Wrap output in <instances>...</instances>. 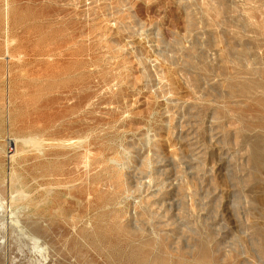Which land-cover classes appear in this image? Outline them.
Wrapping results in <instances>:
<instances>
[{
  "label": "rangeland",
  "instance_id": "374dc122",
  "mask_svg": "<svg viewBox=\"0 0 264 264\" xmlns=\"http://www.w3.org/2000/svg\"><path fill=\"white\" fill-rule=\"evenodd\" d=\"M0 187L49 264H264V0H0Z\"/></svg>",
  "mask_w": 264,
  "mask_h": 264
},
{
  "label": "bare ground",
  "instance_id": "6f19581e",
  "mask_svg": "<svg viewBox=\"0 0 264 264\" xmlns=\"http://www.w3.org/2000/svg\"><path fill=\"white\" fill-rule=\"evenodd\" d=\"M3 1V0H2ZM7 2V1H6ZM4 8V7H3ZM6 9V8H5ZM3 10V9H2ZM6 11V10H5ZM4 12V11H3ZM7 14H9L8 12H7ZM5 16H6V14H5ZM7 17H9V16H7ZM10 18V17H9ZM5 19V18H4ZM7 22V21H6ZM8 24H10L9 22H8ZM8 27V26H7ZM10 37H12V36H10ZM14 37V36H13ZM9 38V37H8ZM18 40V39H17ZM15 41H16V39H15ZM16 42H18V41H16ZM12 44V43H11ZM9 48V47H8ZM51 51V50H50ZM26 53V52H25ZM50 53V52H49ZM28 54V53H27ZM9 55V54H8ZM43 55V54H42ZM45 55H47V54H45ZM20 56H21V54H20ZM40 56V55H39ZM15 57V56H14ZM23 57V56H22ZM43 58H44V56H43ZM51 58V57H50ZM16 58H14V60H15ZM9 61V60H8ZM11 61V60H10ZM21 62V61H20ZM19 63V62H18ZM9 89V88H8ZM7 90V89H6ZM8 92V91H7ZM10 92V91H9ZM79 92V91H78ZM7 94V93H6ZM51 95V94H50ZM7 97H8V95H7ZM14 97V96H13ZM67 97V96H66ZM16 98V97H15ZM12 99V98H11ZM17 100V99H16ZM31 100V99H30ZM89 101V100H88ZM8 102H9V100H8ZM41 102V101H40ZM17 103V102H16ZM33 104H37V101H36V103H33ZM81 104H82V102H81ZM69 105H70V103H69ZM9 106V105H8ZM7 106V107H8ZM36 106V105H35ZM62 106H67V105H62ZM88 106V105H87ZM67 108V107H66ZM51 109V108H50ZM73 109V108H72ZM74 109H75V107H74ZM31 110V109H30ZM76 110V109H75ZM79 110V109H78ZM50 111V110H49ZM69 111H71V110H69ZM9 112V111H8ZM75 112V111H74ZM73 112V113H74ZM10 113V112H9ZM79 114V113H78ZM9 118V117H8ZM9 121V120H8ZM7 121V122H8ZM46 121V120H45ZM79 122V121H78ZM60 123V122H59ZM47 124V123H46ZM49 125V124H48ZM52 125V124H51ZM41 127V126H40ZM41 130V129H40ZM46 135V134H45ZM20 139V138H19ZM21 140V139H20ZM17 143H18V140H16V138H15V144L17 145ZM22 144H23V146L25 147V148H33V149H35L39 154H41V155H43V153H44V151H45V144H44V141L39 137V136H30V137H28V138H24L23 140H22ZM69 144V143H68ZM72 144V143H71ZM66 145V144H65ZM68 147V146H67ZM71 147V146H70ZM69 149V148H68ZM4 150V149H3ZM255 150V149H254ZM46 154V153H45ZM5 156H6V154H5ZM20 155H19V151L18 150H16L15 151V153H13V152H9V154L6 156L7 157V159L10 161V162H12L13 164L15 163V161H16V159L19 157ZM46 157H47V154H46ZM45 157V158H46ZM61 158H62V156H61ZM65 158V157H64ZM67 158V157H66ZM41 159V158H40ZM59 159V158H58ZM87 159V158H86ZM44 159H42V161H43ZM50 160V159H49ZM52 160V159H51ZM61 160V159H60ZM59 162V161H58ZM87 162V161H86ZM96 162V161H95ZM94 162V163H95ZM48 163V162H47ZM50 163H52V162H50ZM93 163V164H94ZM8 164V163H7ZM62 163H60V165H61ZM10 165V164H9ZM45 165H46V163H45ZM52 165V164H51ZM55 165V164H54ZM57 165V164H56ZM91 166H92V164H91ZM119 166H120V164H119ZM93 167V166H92ZM124 167V166H123ZM16 168V167H15ZM51 168V167H50ZM56 168V167H55ZM60 169V168H59ZM53 170H54V168H53ZM56 170V169H55ZM65 170V169H64ZM57 171V170H56ZM49 172H50V170H49ZM54 173V172H53ZM61 173V172H60ZM19 175V174H18ZM2 179H4V178H2ZM5 179H7V178H5ZM17 178L15 177V174L13 173V175H12V178H11V180L9 181L10 183H15L16 184V181L18 180H16ZM5 181V180H4ZM3 181V182H4ZM7 182H8V179H7ZM8 182V183H9ZM5 184H6V181H5ZM4 184V185H5ZM15 184H13V185H15ZM8 185V184H7ZM6 186V185H5ZM8 187H10V185H8ZM2 187H0V189H1ZM6 188H7V186H6ZM14 188V187H13ZM3 190H5V192L7 191L6 189H3ZM3 190H1V191H3ZM9 191V190H8ZM108 192V191H107ZM6 194V193H5ZM7 195H9L8 193H7ZM11 195V194H10ZM9 195V196H10ZM13 195V194H12ZM11 195V197L8 199V197L6 198V197H4V195L0 192V212L2 213V214H4V216L6 215V217H7V219L6 220H10V222H7L8 224H4L3 225V229H4V234H5V237H3V238H6V235L8 234V231L10 230V229H13V230H17L16 232L18 233H20V235L23 237V239L24 240H26L27 242H28V244H29V247H27L28 248V250H29V252H31V254H32V256H33V260H30V262H32V264H49L50 263V261H51V257H50V249H48V247H47V245H46V243L44 242V240H43V236H40L39 234H38V232H37V230H36V232L34 231V228L32 229L33 231H31V232H29L26 228L27 227H29V226H27V225H25V226H27V227H25L24 226V222H23V220L24 219H26V220H28L27 222H29V220H31V219H33L32 218V215H31V208H32V206L33 207H36V205H35V201L33 200H31V197H29V195L27 194V192H26V190H25V188H21V189H19L18 191H17V194H16V196H12ZM49 195V194H48ZM119 195V194H118ZM6 196V195H5ZM31 196V195H30ZM117 196V195H116ZM32 197H34V196H32ZM50 197V196H49ZM51 199V198H50ZM53 199V198H52ZM41 202V201H40ZM44 202V201H43ZM51 203V202H50ZM37 204V203H36ZM41 204H42V202H41ZM40 204V205H41ZM121 205H123V204H121ZM37 206H39V205H37ZM51 206V205H50ZM50 206H48V207H50ZM41 207V206H40ZM59 207V206H58ZM36 208H38V207H36ZM61 208H63V207H61ZM113 208L115 209V207H114V205H113ZM112 208V209H113ZM125 208V207H124ZM123 208V209H124ZM35 209V208H34ZM106 209V208H105ZM96 210V209H95ZM109 210V209H108ZM107 210V211H108ZM117 210V209H116ZM38 211V210H37ZM37 211H34V212H37ZM58 211V210H57ZM58 212H60V211H58ZM117 212V211H116ZM119 212V211H118ZM94 213H95V211H94ZM107 213V212H106ZM49 214V213H48ZM92 214V213H91ZM112 214V213H111ZM114 214V213H113ZM65 215V214H64ZM69 215V214H68ZM98 215V214H97ZM123 215V214H122ZM57 216V215H56ZM55 216V217H56ZM121 216V215H120ZM124 216V215H123ZM60 217V216H59ZM90 217H91V215H90ZM99 217V216H98ZM111 217H114V216H111ZM62 218V217H61ZM68 218V217H67ZM94 218V217H93ZM106 218V217H105ZM134 218V217H133ZM35 219V218H34ZM89 219V218H88ZM103 219V218H102ZM113 219V218H112ZM117 219H118V217H117ZM135 219V218H134ZM133 219V220H134ZM65 220V219H64ZM85 220V219H84ZM90 220V219H89ZM92 220V219H91ZM98 220V219H97ZM96 220V221H97ZM108 220V219H107ZM65 222V221H64ZM68 222H69V220H68ZM88 222V221H87ZM111 222V221H110ZM54 223V222H53ZM66 223V222H65ZM109 223V222H108ZM25 224H26V222H25ZM28 224V223H27ZM30 224H31V226L32 225H34L35 227H36V229L37 228H40V223H38V222H33V220L32 221H30ZM30 224H28V225H30ZM67 224V223H66ZM84 224V223H83ZM107 224V223H106ZM134 224V223H133ZM99 225V224H98ZM136 225V224H135ZM46 225H44L43 227H45ZM82 226L83 225H81L80 227L82 228ZM92 225L90 224V222H89V225H88V228H92L91 227ZM2 227V226H1ZM33 227V226H32ZM68 227H69V225H68ZM100 227V226H99ZM104 227V226H103ZM108 227V226H107ZM115 227V226H114ZM62 228V227H61ZM124 228V227H123ZM132 228V227H131ZM138 228V227H137ZM68 229H70V227L68 228ZM72 229V228H71ZM97 229V228H96ZM102 229V228H101ZM104 229V228H103ZM118 229H119V227H118ZM12 230V231H13ZM73 230V229H72ZM79 230V229H78ZM93 230V229H92ZM99 230V229H98ZM115 230H117V228H115ZM121 230H122V226H121ZM108 231V230H107ZM133 231V230H132ZM144 231V230H143ZM11 232V231H10ZM14 232V231H13ZM69 232V231H68ZM117 232V231H116ZM115 232V233H116ZM119 232H121V231H119ZM123 232V231H122ZM12 233V232H11ZM63 233V232H62ZM99 233V232H98ZM110 233V232H109ZM152 233H154V231L152 232ZM14 234V233H13ZM71 234V233H70ZM81 233H79L78 235H80ZM116 234H118V232L116 233ZM123 234H125V233H123ZM135 234V233H134ZM19 235V236H20ZM107 235V234H106ZM120 235V237H121V233L119 234ZM119 235H117V237L119 236ZM160 235V234H159ZM68 236V235H67ZM71 236V235H70ZM69 236V237H70ZM113 236H114V234H113ZM124 236V235H123ZM156 236V235H155ZM62 237V236H61ZM74 237V236H73ZM88 237V236H87ZM126 237V236H125ZM129 237V236H128ZM1 238V237H0ZM8 238V237H7ZM53 238V237H52ZM114 238V237H113ZM116 238V237H115ZM114 238V239H115ZM138 238V237H137ZM144 239H146L145 237H143ZM50 239V238H49ZM60 239V238H59ZM117 239H119V238H117ZM122 240L124 239V238H121ZM143 239V240H144ZM152 239H154V238H152ZM157 239H159V238H157ZM74 240V239H73ZM90 240H91V238H90ZM103 240V239H102ZM113 240V239H112ZM116 240V239H115ZM156 240V239H155ZM65 241V240H64ZM75 242H76V240H74ZM78 241V240H77ZM93 241V240H92ZM111 241V240H110ZM117 241V240H116ZM125 241H127V240H125ZM138 241V240H137ZM137 241H134V242H137ZM4 242V241H3ZM47 242V241H46ZM67 242H68V240H67ZM85 242V241H84ZM128 242V241H127ZM133 242V241H132ZM139 242V241H138ZM64 243V242H63ZM126 243V242H125ZM148 243V242H147ZM49 244V243H48ZM66 244V243H65ZM76 244V243H75ZM78 244V243H77ZM86 244V243H85ZM90 244V243H89ZM133 244V243H132ZM144 244H146V243H144ZM160 244V243H159ZM25 245V244H24ZM23 245V246H24ZM27 245V244H26ZM62 245V244H61ZM67 245V244H66ZM116 245H118L117 243H116ZM116 245H114V247L116 246ZM128 245V244H127ZM139 245H140V243H139ZM8 246V245H7ZM14 246H17V245H14ZM13 246V247H14ZM65 246V245H64ZM63 246V247H64ZM69 246V245H68ZM76 246V245H75ZM106 246V245H105ZM104 246V247H105ZM113 246V245H112ZM120 246V245H119ZM124 246V245H123ZM135 246V245H134ZM145 246V245H144ZM161 246V245H160ZM163 246V245H162ZM12 247V248H13ZM70 247V246H69ZM81 247V246H80ZM107 247V246H106ZM139 247V246H138ZM5 248V247H4ZM12 248H9L10 250L12 249ZM74 248V247H73ZM82 248H83V246H82ZM86 248V247H85ZM88 248V247H87ZM111 248V247H110ZM134 248V247H133ZM157 248H159V247H157ZM160 248H162V247H160ZM159 248V249H160ZM26 249V248H25ZM107 249V248H106ZM106 249H104V250H106ZM109 249V248H108ZM124 249H126V248H124ZM142 249V248H141ZM140 249V251H142ZM17 250V249H16ZM27 250V249H26ZM27 250V251H28ZM114 250V249H113ZM145 250V249H144ZM161 250V249H160ZM164 250V249H163ZM7 251V250H6ZM22 251V250H21ZM52 251V250H51ZM76 251H78V249L76 250ZM93 251V250H92ZM91 251V252H92ZM124 251V250H123ZM131 251V250H130ZM139 251V250H138ZM15 252V251H14ZM26 252V251H25ZM53 252V251H52ZM88 252V251H87ZM90 252V251H89ZM137 252V251H136ZM156 252V251H155ZM160 252V251H159ZM13 253V252H12ZM11 253V254H12ZM62 253V252H61ZM63 253H65V252H63ZM106 253V252H105ZM125 253V252H124ZM150 253V252H149ZM1 254V253H0ZM3 254V253H2ZM69 254V253H68ZM78 254V253H77ZM88 255H89V253H87ZM91 254V253H90ZM154 254V253H153ZM159 254V253H158ZM8 255V254H7ZM16 255V254H15ZM14 255V256H15ZM51 255H53V254H51ZM74 255V254H73ZM72 255V256H73ZM83 255V254H82ZM102 255V254H101ZM134 255H136V254H134ZM140 255H142V254H140ZM157 255V254H156ZM9 256V255H8ZM7 256V257H8ZM11 256V255H10ZM13 256V255H12ZM17 256V255H16ZM23 256V255H22ZM25 256V255H24ZM69 256V255H68ZM84 256H85V254H84ZM95 256V255H94ZM97 256V255H96ZM110 256V255H109ZM161 257H162V255H160ZM0 257H1V255H0ZM17 257H19V255L17 256ZM21 257V256H20ZM26 257V256H25ZM28 257V256H27ZM77 257V256H76ZM80 257H81V255H80ZM87 257V256H86ZM107 257V256H106ZM136 257V256H135ZM138 257V256H137ZM144 257V256H143ZM157 257V256H156ZM165 257V256H164ZM204 257V256H203ZM11 258V257H10ZM89 258V257H88ZM126 258V257H125ZM142 258V257H141ZM154 258V257H153ZM158 258V257H157ZM3 259V258H2ZM7 259V258H6ZM12 259V258H11ZM10 259V260H11ZM17 259V258H16ZM22 259H23V257H22ZM28 260H29V257L27 258ZM32 259V258H31ZM53 259V258H52ZM175 259V258H174ZM4 260H5V258H4ZM60 260H61V258H60ZM75 260V259H74ZM87 260V259H86ZM108 260V259H107ZM129 260V259H128ZM132 260H133V258H132ZM139 260V259H138ZM138 260H137V263H138ZM148 260V259H147ZM146 260V261H147ZM150 260H152V259H150ZM160 260H161V258H160ZM171 260V259H170ZM183 260V259H182ZM198 260L200 261V264H201V260H200V258H198ZM205 261H206V259H204ZM7 261V260H6ZM6 261H4L5 263H6ZM89 261V260H88ZM105 261V260H104ZM135 261H136V259H135ZM146 261H144V262H146ZM162 261V260H161ZM19 262V261H18ZM23 262V261H22ZM27 262V261H26ZM52 262V261H51ZM112 262H113V260H112ZM125 262V261H124ZM132 262V261H131ZM143 262V263H144ZM151 262V261H150ZM158 262V261H157ZM170 262V261H169ZM177 262V261H176ZM185 262V261H184ZM8 263V262H7ZM9 263H10V261H9ZM16 263V262H15ZM15 263H13V264H15ZM98 263V262H97ZM136 263V262H135ZM17 264V263H16ZM99 264V263H98ZM118 264V263H117ZM128 264H129V262H128ZM134 264V263H133ZM139 264V263H138ZM153 264V263H152ZM156 264V263H155ZM159 264V263H158ZM162 264V263H161ZM172 264V263H171ZM174 264V263H173ZM191 264V263H190ZM194 264V263H193Z\"/></svg>",
  "mask_w": 264,
  "mask_h": 264
}]
</instances>
